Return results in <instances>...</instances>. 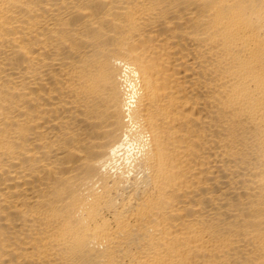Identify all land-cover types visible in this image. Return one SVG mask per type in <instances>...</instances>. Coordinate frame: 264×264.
Instances as JSON below:
<instances>
[{
	"label": "bare ground",
	"instance_id": "obj_1",
	"mask_svg": "<svg viewBox=\"0 0 264 264\" xmlns=\"http://www.w3.org/2000/svg\"><path fill=\"white\" fill-rule=\"evenodd\" d=\"M0 264H264V0H0Z\"/></svg>",
	"mask_w": 264,
	"mask_h": 264
}]
</instances>
